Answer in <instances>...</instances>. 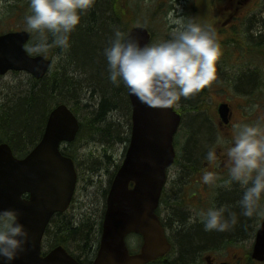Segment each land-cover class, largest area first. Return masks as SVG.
Listing matches in <instances>:
<instances>
[{"label":"water","instance_id":"95a60500","mask_svg":"<svg viewBox=\"0 0 264 264\" xmlns=\"http://www.w3.org/2000/svg\"><path fill=\"white\" fill-rule=\"evenodd\" d=\"M129 34L141 46L151 35L144 26ZM28 31L0 36V75L25 71L43 78L51 61L44 56H30L25 45ZM132 132L125 159L118 169L107 197L100 248L92 264H148L171 249L165 229L156 214L167 170L174 163V136L181 122L173 108L155 109L141 104L130 95ZM229 106L219 113L228 122ZM80 121L65 104L50 113L40 143L25 158L15 157L11 146L0 144V209L20 212V221L30 233L27 250L15 264H81L65 248L58 246L42 257V239L55 213L65 212L73 200L78 174L74 161L61 152L62 143L75 141ZM29 193L30 198L23 195ZM143 237L141 252L132 255L126 237ZM253 258L264 262V221L258 230Z\"/></svg>","mask_w":264,"mask_h":264},{"label":"clouds","instance_id":"9594fccd","mask_svg":"<svg viewBox=\"0 0 264 264\" xmlns=\"http://www.w3.org/2000/svg\"><path fill=\"white\" fill-rule=\"evenodd\" d=\"M95 3L96 0H29L24 24L26 31L36 36L29 51L39 55L54 47L67 52L71 34ZM168 19L171 30L166 40L141 46L130 34L115 29L103 50L110 82L116 87L123 84L130 95L149 108H173L182 98L208 88L217 80L223 54L211 24L171 15ZM235 127L233 141L226 150L227 178L219 181L214 172L205 171L202 183L227 191L238 185L242 192L237 201L240 215L259 217L264 215V126L256 123ZM205 159L209 164L216 162V146L208 150ZM20 215L17 209H0V264H15L27 250L31 237ZM195 215L206 232H226L238 222L229 205H214Z\"/></svg>","mask_w":264,"mask_h":264},{"label":"rangeland","instance_id":"374dc122","mask_svg":"<svg viewBox=\"0 0 264 264\" xmlns=\"http://www.w3.org/2000/svg\"><path fill=\"white\" fill-rule=\"evenodd\" d=\"M200 1L202 0H123V3L128 4L135 12L130 18H135V20H139L143 23L147 22L150 25L153 33V42H158L169 38L171 26L168 18L170 15L173 18L184 17L185 19H193V8L195 10L196 7H200ZM244 4H247V8L244 11L247 12L251 9L252 15H258L260 14L259 7L261 4L264 5V0H251L249 3L247 2ZM16 5L19 6L18 8H20L21 11L15 10L13 14H9V10L13 9ZM28 5L29 0H13L10 3L0 1V31L9 28H25L24 17L29 13ZM258 24H260L259 19L256 18V22L253 24L255 25L252 31L253 36L260 31V25ZM34 41L35 40L31 41L28 45V49ZM66 61L67 59H64V57L55 56V61L53 63L55 64V71L57 69L59 71L64 69L69 72L71 76H75L76 80L83 81V79H88L87 75H83L79 71L76 72V70L75 75H73L72 71L74 66L69 67L67 70ZM236 61L242 64L244 63V59L238 58ZM247 69H249V67H244V70ZM235 75L237 76L236 73ZM30 79L31 76L25 72H9L4 76H0L1 113L8 107H12L13 101H16V99L21 96H25V93L31 88ZM70 91L71 92H64L63 96L75 106L81 122L85 123L86 127L80 134L79 139L75 142L74 147L71 148L73 151H76L77 156L76 167L78 171V185L75 197L68 212L59 219L63 221L66 220V223L71 222L72 224H76L80 220L85 219L94 225L103 218L107 198L105 191L108 190L111 185L110 180L112 174L117 171L123 163L129 146V142L126 141V138L131 135V126H129L127 113L124 110H119L115 113L107 112L106 124H97V129L92 128L93 120L91 119L94 114L98 113L100 101L102 99L101 95L98 91L94 90L93 86L92 88H84L79 91ZM235 95L236 99H232L231 101L234 108L233 117L239 120V124L260 123L263 126L264 121L262 122L258 119L264 118V106L261 107V105L252 104L247 107L249 103L246 98L247 94L243 92L242 94L235 93ZM197 96L198 94L188 99L182 98L179 105L176 106L177 110H180L181 114L184 115L182 125L175 138V146L178 154L177 163L178 165L187 164L188 159H186V154L192 143V139L194 141L196 140L195 131L200 125V122H205L207 125L208 123L210 124L213 131L209 127L212 134L207 137V149L196 163L199 164V167L209 164L205 157L208 150L216 146L217 160L214 163L222 164L219 154L226 152V146L230 144L229 140L222 139L217 134L216 129H214L215 127L211 125V122L208 120L207 123L204 119L208 116L211 118L216 116L219 100L225 99L227 94L225 92H214L213 97L208 94L204 95V99H202L204 105L201 107V109H203L202 113L198 109H193V106H195L194 104L198 101ZM205 99L207 101H204ZM249 100H251V98ZM106 125H111V128H114L110 136H104L102 132L98 130L99 127ZM117 130L119 131V136L116 132ZM188 138L190 139L188 140ZM198 140L202 142L203 138L202 140ZM198 140H196V142H198ZM218 140L222 143L218 144ZM67 148H69V145ZM177 170L176 168L171 170L172 177H176ZM261 207L264 208V200L261 201ZM193 213L194 212H192V214ZM263 217L264 215L255 218L253 225L258 226L261 221L259 218ZM191 223H193V219ZM52 229L55 232L56 228ZM53 231L51 230L45 238L46 247H44V250L53 246L58 238ZM254 234V232L251 234V240L247 238L241 246L246 249L251 245L253 246L254 240L252 237ZM134 241L135 239L131 240L132 243ZM134 246L136 247V244ZM76 252H79V250H76ZM220 255L225 256L226 252Z\"/></svg>","mask_w":264,"mask_h":264},{"label":"trees","instance_id":"16d2710c","mask_svg":"<svg viewBox=\"0 0 264 264\" xmlns=\"http://www.w3.org/2000/svg\"><path fill=\"white\" fill-rule=\"evenodd\" d=\"M15 10L16 8L14 7L9 13L13 14ZM133 14L132 8L128 4L123 3V0H96L93 9L82 17L81 26L71 34V47L67 52L50 47L47 52L42 53L52 59L53 63L55 56L64 57V59H67V70L69 67L74 66L73 75L79 71L81 74L87 75L88 79H83V81L76 80L75 76H71L64 69L55 71V64L52 65L45 78L36 80L31 77V88L28 89L25 96L13 101V106L8 107L3 113L0 111V143H10L17 156H25L40 140L48 114L54 106L60 103L68 104L78 115L75 106L63 96L64 92H71L70 90L79 91L84 88H92V86L102 97L98 113L94 114L91 119L93 120L92 128L97 129V124H106L107 112L115 113L119 110H124L127 113L129 126H131L132 108L128 91L123 84L120 87H116L108 79L107 62L103 55V50L108 45L115 29L128 33L137 24L138 20L130 18ZM262 23L258 24L260 25V30L264 29V21ZM262 37L259 36L255 44L259 49L261 44L263 45L261 43ZM35 39L36 36L33 34V40ZM250 78H252V83L247 88H252L256 84L259 86L264 80V77L259 75L256 76V80L254 77ZM199 124L195 131V139L202 140L203 138V144L199 140L196 142V140L192 139L186 154V159L192 164L198 162L199 157L205 152L207 149V137L212 134L205 122H200ZM85 127V123L82 122L81 133ZM98 130L104 136H110L114 128H111V125H106L99 127ZM116 132L119 136V131L117 130ZM129 140L130 136H127L126 141L129 142ZM74 144L75 142L69 148H65V154L76 161V151L71 149ZM116 172L112 174L110 183ZM107 193L108 190L105 191L106 195ZM241 195L233 197L226 203L230 206V210L237 214V224L226 232L213 231L211 233H203L197 229L191 230L181 238L180 244L183 259L192 260L202 246L205 247L226 238H238L248 234L250 225L254 222V217L247 218L240 215L237 201ZM225 215L227 216V213ZM62 216L58 215L54 219L53 228L56 229L55 232L53 229L52 231L58 237L54 245L61 244L73 254L76 255L78 253L77 257L79 260L83 264H89L99 245L102 218L94 225L85 219L72 224L71 222L66 223V220L59 219ZM76 250H79L80 253L76 252Z\"/></svg>","mask_w":264,"mask_h":264},{"label":"flooded vegetation","instance_id":"af4514ba","mask_svg":"<svg viewBox=\"0 0 264 264\" xmlns=\"http://www.w3.org/2000/svg\"><path fill=\"white\" fill-rule=\"evenodd\" d=\"M9 3L10 0H0ZM251 0H209V4L203 9L196 7L193 8V19L201 22L202 24H211L217 32L219 42L222 47V57L218 63V76L208 88L204 89L197 96V102L194 104L196 109H203L204 95L208 94L213 97L214 92H225L227 97L219 100V104L216 109V116L214 118L205 117V121L211 122L217 131V134L224 140H229L230 147L233 137L236 133V125L239 124L234 115V108L232 99H236L235 93L239 92H252L256 91L258 87L261 88V100L260 105H264V80L261 82V86L254 85L252 88L243 87L238 84V80H243L244 76H253L250 69L240 70L241 63L236 61L238 58L247 59L261 56V77H264V38L262 37L260 47V55L257 50L251 49L249 45H255L257 38L262 36L264 30L258 31V33L252 35L253 25L256 22V18L259 19V23L263 24L264 21V5H260V14L252 15V10L244 11L247 8V4ZM212 3V5H211ZM256 17V18H253ZM253 22V23H252ZM255 70V69H254ZM237 74V76L235 75ZM213 92V93H212ZM204 101H207L206 99ZM256 102V101H254ZM222 103H228L231 107V116L228 123L223 122L218 114V107ZM250 103V102H249ZM183 119H184V115ZM246 120V119H245ZM236 121V122H235ZM260 121H264V118H260ZM209 127L210 124L208 123ZM264 126V125H263ZM211 129V127H210ZM213 131V129H211ZM190 138H188L189 140ZM185 146V143H184ZM222 160V164L212 163L199 167L198 163L174 165L168 176L167 184L163 190L160 206L158 209V215L163 223L167 237L172 245L171 251L168 256L158 261H154L149 264H262L252 258V251L255 244V238L257 233V226L252 224L248 230V234L238 238H226L220 242L210 244L205 247H200L196 257L192 260H186L182 257L181 238L188 234L191 230L197 229L203 233L206 232L203 229L202 223L196 218V213L206 211L207 208L212 206L227 205L226 203L233 197L242 194L239 186H234L232 191L224 190L223 188H217L214 186H208L202 183V176L205 171H212L219 178V181L227 178V158L226 152L219 154ZM178 169L176 177L171 175L172 169ZM218 181V182H219ZM263 201V200H262ZM189 209V210H188ZM192 212H194L192 214ZM193 219V223H189V220ZM257 217H254V219ZM213 232V231H212ZM253 235L254 244L248 249L242 247L241 244L246 241L247 238L251 240V234ZM135 239L132 243L131 240ZM128 244L134 248L135 253L140 252L143 240L139 235H132L129 237ZM226 252V255H220ZM48 253V252H47ZM45 253L44 255H46ZM176 254V255H173ZM170 258V259H169Z\"/></svg>","mask_w":264,"mask_h":264},{"label":"bare ground","instance_id":"6f19581e","mask_svg":"<svg viewBox=\"0 0 264 264\" xmlns=\"http://www.w3.org/2000/svg\"><path fill=\"white\" fill-rule=\"evenodd\" d=\"M110 1H113V0H110ZM263 38H264V32L262 34ZM244 67L245 66H240V70H244ZM250 83H252V78L250 77H247V76H244L243 77V80H238V84L243 86V87H247L250 85ZM193 109H196L195 107H193Z\"/></svg>","mask_w":264,"mask_h":264}]
</instances>
